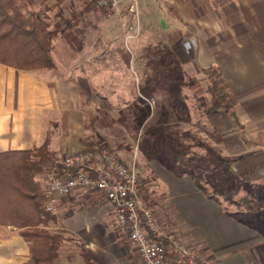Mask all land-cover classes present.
I'll list each match as a JSON object with an SVG mask.
<instances>
[{"label": "crops", "instance_id": "crops-1", "mask_svg": "<svg viewBox=\"0 0 264 264\" xmlns=\"http://www.w3.org/2000/svg\"><path fill=\"white\" fill-rule=\"evenodd\" d=\"M90 3L80 5L78 13L91 10ZM66 8L70 6H63ZM91 21L102 39L105 35L124 41L125 31L117 16L101 19V25ZM153 27L164 37L174 33L173 52L183 70L204 74L202 68L210 64L219 67L237 100L235 114L232 117L224 109L209 112L202 116L204 123L210 128L215 122L216 145L226 154H237L236 162L242 168L264 166V0H141L139 34L129 40ZM84 36L82 32L80 40ZM182 38L192 40L189 49ZM83 43L69 63L53 56L50 67L20 69L0 61V151L46 142L57 154L89 144L86 139L95 133L85 124L84 109L88 98L100 97L98 87L104 82L83 65L92 62L86 53L95 50L91 42ZM202 133L206 135V131ZM157 173L165 199L170 201L166 210L169 220L183 234L216 250L243 241L247 224L228 214L190 176H179L163 167H158ZM85 198L73 193L60 201L52 228L71 239L63 241L53 263L89 264V259L93 264H139L136 253L131 256L132 244L116 228L110 209L104 203L105 209L99 206L101 198L93 192L87 197L91 208L83 205ZM28 258L29 245L19 228L0 224V264H28Z\"/></svg>", "mask_w": 264, "mask_h": 264}, {"label": "rangeland", "instance_id": "rangeland-1", "mask_svg": "<svg viewBox=\"0 0 264 264\" xmlns=\"http://www.w3.org/2000/svg\"><path fill=\"white\" fill-rule=\"evenodd\" d=\"M89 1L33 0L27 7L21 6L26 12L51 6L47 10L48 28H54L58 21L59 26L56 27L69 29L64 23V19H69L74 35L80 38L82 32L85 34L79 49L67 47L66 38L58 34L52 51L56 60L69 63L68 60L76 57L74 50L81 51L84 41L95 45L94 52L86 53V57L93 58L92 62L83 65L104 84L98 87L100 97L88 98L89 105L84 109L85 124L95 133L92 138H85L88 145L109 147L122 159L126 157V162L134 163L141 177L140 192L144 204L155 211L164 226L176 227L181 234L183 231L179 226L169 220L166 210L170 201L165 199L163 187L158 183L157 168L163 167L176 174L173 158L198 160L200 166L195 170V177L208 192L219 198L220 205L228 214H234L247 224V233L242 242L235 241L218 250L199 244L197 239V242L192 240V235H183L201 250L211 264H264V166L242 168L236 162L237 154H226L216 145L218 128L215 129V122L208 128L203 117L222 108L207 90L209 81L206 74L183 70L173 52L174 33L164 37L153 27L136 41L122 42L105 35L102 39L91 19L101 25V19L107 21L113 16H107L103 8H96L93 0L89 4V13H78L77 8ZM63 6L70 8L64 10ZM71 9H75V13ZM184 130L196 134L211 150L198 145L183 148L180 137L184 136L179 132ZM75 150L55 155L60 157ZM37 176L43 185L46 172ZM190 178L195 183L194 177ZM83 205L91 208L93 204L86 202ZM99 206L106 208L102 203ZM55 222L56 218L50 220L47 228L53 230ZM63 235L71 239L70 235ZM133 249L131 256L134 258L137 252Z\"/></svg>", "mask_w": 264, "mask_h": 264}, {"label": "trees", "instance_id": "trees-1", "mask_svg": "<svg viewBox=\"0 0 264 264\" xmlns=\"http://www.w3.org/2000/svg\"><path fill=\"white\" fill-rule=\"evenodd\" d=\"M32 2L0 0V61L20 69L52 66L54 38L58 34L64 36L70 46L76 49L81 46L80 38L70 28L71 20L64 19L69 29L56 27L59 26L58 21L54 28H48L47 10L51 6L45 5L43 10H22L21 6L27 7ZM202 70L209 81L207 90L211 98L234 117L237 100L219 67L210 64ZM234 125L242 127L241 123ZM238 131L241 134V129ZM179 133L184 136L180 137L183 148L198 145L211 150L196 134L188 130ZM55 154L46 142L34 144L30 148L0 151V224L19 228L29 245L28 264H54L53 260L59 255L62 242L68 239L60 232L47 228L55 215L47 213L43 208L44 188L37 176L58 162L59 157ZM172 161L177 175L193 176L197 187L209 198L219 202V198L208 192L206 186L195 177V170L200 166L198 160L173 158ZM164 244L168 248L166 241ZM82 254L86 257L85 253ZM87 262L93 264L89 259Z\"/></svg>", "mask_w": 264, "mask_h": 264}, {"label": "built area", "instance_id": "built-area-1", "mask_svg": "<svg viewBox=\"0 0 264 264\" xmlns=\"http://www.w3.org/2000/svg\"><path fill=\"white\" fill-rule=\"evenodd\" d=\"M140 1L93 0V5L103 8L107 16L119 18L127 42L139 32ZM183 45L189 49L192 40L185 39ZM58 162L47 169L44 179L43 208L47 213L58 215L62 198L73 193L87 198L93 192L113 213L116 228L134 247L139 264H211L178 228L164 226L143 203L141 177L134 163L102 145L84 146L61 155Z\"/></svg>", "mask_w": 264, "mask_h": 264}]
</instances>
